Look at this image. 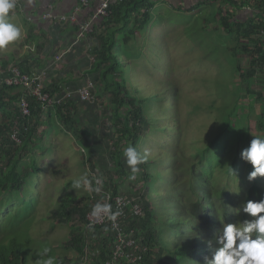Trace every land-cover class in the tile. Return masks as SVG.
<instances>
[{
	"label": "rangeland",
	"instance_id": "rangeland-1",
	"mask_svg": "<svg viewBox=\"0 0 264 264\" xmlns=\"http://www.w3.org/2000/svg\"><path fill=\"white\" fill-rule=\"evenodd\" d=\"M16 8L9 13L10 22L22 29L23 22L17 15ZM219 9L218 0L203 1L192 11L175 7L167 0H156L150 10V24L138 31L134 38H130V43L124 47L117 46L119 51L117 57L121 60L118 61L122 63L120 68L123 70L124 82L132 92L130 93L149 98L145 101L143 111L144 117L147 118V123L144 124L147 130L141 134L137 143L138 152L144 154L147 151V162L143 166L149 175L146 181L139 179L142 172L135 180L128 179L130 169L125 164L123 154L122 160L127 174L120 177L114 172L115 166L111 155L118 139L113 131L120 126H115L111 120L112 107L110 108L108 100L99 101L96 106L100 111L99 123L102 125L100 130L110 133L109 137L100 138L105 148L103 151L105 170L98 168L97 178L102 182L106 181L107 171L110 170L115 181L119 183V191L122 194L126 193L127 188L134 190L135 186L144 183L145 189L147 188L146 196L154 211L152 221L159 231V239L154 250H161L157 264L174 263L172 251L180 241L174 236L173 231L169 230L168 224L175 226L179 216L183 218L185 215L166 209L165 206L172 203L171 200L163 199L166 193H171L176 200H182L183 207L188 210L187 217L191 218L192 201L196 199V195L189 188L191 184L195 187L194 183L197 182L195 177H201L203 170L206 175L205 170L211 168V173L216 176L214 186L225 188L223 193L225 197L214 196L213 201L217 206H222L221 201L227 199L226 211L219 210L213 219L210 217L207 221L204 214L200 215L194 232H191L196 242L194 244L192 240H188L190 247L195 251L192 252L194 256H190L185 264H204V257L210 258L211 249L208 242L212 241L214 245L215 235L225 223L239 225L243 220L252 219L242 211L249 187L258 184L264 191V178L258 177L249 182L247 175L252 167L240 159L241 150L248 147L253 137L264 138L262 127L264 118L261 126L257 124L264 99L260 101L256 95L246 92L240 74L249 68L248 61L251 57L243 50L242 43L245 45L248 43L249 49H253L252 41L249 42L242 37L237 40L234 34L227 33L221 24ZM243 14L245 13L240 12L239 16ZM23 33L25 36L23 35L22 39L0 51V71H4L1 67L2 62L10 61L12 68H17L16 61L21 62L22 56L28 50L26 46L24 47L27 43V31L25 33L24 29ZM237 65L241 70L237 69ZM38 75L39 78L45 77L40 72ZM252 80L253 90L261 91L264 95L263 65H260ZM87 82L84 81V84ZM41 83L44 85L42 80ZM19 87L24 86H15L9 93L10 97L14 98L11 110H18L21 96ZM94 87L95 85L92 89ZM2 102L8 103L9 99L4 97ZM76 107L79 108L78 105ZM48 108L52 106L46 107L44 111ZM4 111L0 110V125L5 120ZM20 113L23 114L22 111ZM243 115L246 117L248 115V122L245 125L242 124L246 122ZM27 116H31V111L22 117ZM226 116L230 119V131L227 130L219 143L205 153L209 158L202 161L199 151L204 149L225 125ZM11 117L13 119L16 116ZM41 117L46 119V113ZM234 125L238 129V135L241 133V138L243 128L246 127L248 131L246 141L236 140L237 135L232 133ZM35 129L36 138L41 134L43 136L39 141L42 148L33 151L35 158L33 154L31 156L41 171L29 175L20 190L5 191L0 187V244H7L12 239L19 241L28 255V264H43L47 257H42L40 253L45 247L50 249L47 256L54 257V264H93L95 258H91L92 255L86 252L88 259H81L79 252L72 246L70 239L74 230L72 231L68 221L65 222L64 212L60 209V203L67 197L76 203L83 201L82 196L89 193L83 187L74 188L72 183L74 179L88 171L87 164L82 163L86 153L83 148L81 151L72 135L64 132L56 122L38 125ZM96 144L98 145V142ZM128 146L126 143L123 144V153ZM172 153L179 155L176 165L181 178H178L179 182L176 185L168 189L166 179L169 175ZM233 155L237 161H234ZM29 157L30 154L22 157L17 170L31 163ZM7 159L5 157L3 161L6 162ZM230 167L235 169L239 176L233 175L228 170ZM186 171L188 172L185 173ZM189 175L190 182L186 178ZM240 178H243V181H240ZM212 213L213 211L211 215ZM226 213L231 217L225 218ZM70 223L78 224V215H73ZM98 243L101 245V241Z\"/></svg>",
	"mask_w": 264,
	"mask_h": 264
},
{
	"label": "trees",
	"instance_id": "trees-1",
	"mask_svg": "<svg viewBox=\"0 0 264 264\" xmlns=\"http://www.w3.org/2000/svg\"><path fill=\"white\" fill-rule=\"evenodd\" d=\"M155 1L156 0L110 1L108 7L109 15L106 17H100L99 19H103L101 23L94 25L92 31L88 33L89 36L96 38L98 41L97 45L93 46L91 52L92 68L90 72L97 73L98 76L95 81H92L95 87L91 91L92 99L90 101L94 100V97L97 102L108 100L110 108L112 107L111 120L114 121L115 126H120L113 131L115 136L117 134L116 139H118V141L115 143L111 155L113 159L112 162L115 166L114 172L119 174L120 177L127 174L123 163L124 161L122 160L124 149L123 144L126 143L137 149V143L141 134L147 130L144 125L147 123V118L144 117L143 111L146 106L145 101H148L149 98L131 94V90L128 89L123 79V70L120 68L122 63H119L118 60L120 59L117 57V53L119 52L117 46L124 47L126 44L130 43V38H134L135 32L141 31L150 22V10L154 6ZM218 1L221 6L219 9V15L223 29L229 34H234L237 40L239 37H242L243 39L249 40V42L252 41L253 49H249L248 43L246 45L245 43H242L243 50L249 53L251 57L248 61L249 68L244 73L240 74L243 77L245 83L244 89L246 92L248 94L256 95L257 99L261 101L264 99V95L261 91L253 90L251 82H253L252 79L260 65L264 66V47L262 41L257 37L263 23L253 17H248L246 20L239 18L236 19L230 11H227L225 14L223 13V5L228 6L229 4L231 9H242L247 7L252 0H242L240 3L237 0ZM198 5H200V3ZM253 12H259L256 14L259 17L263 14L264 0H256V3L253 5ZM99 28L102 30L97 34V29ZM117 35L120 40L116 37ZM38 47L43 49L42 45H38ZM2 63L1 67L4 71H0V110H5V120L0 125V187H3V190L5 191L20 190L22 183H24L29 175L41 171V168H39L33 160L35 158L33 151L37 148H42V146L39 145V141H41L43 136L41 134L36 138L35 128H37L38 125L43 126L48 125V123L55 124V122L61 126L64 132L71 134L75 142L84 149L86 157L82 160V163L88 164L90 172H86L88 178L92 181L93 187H95L96 183L90 178L92 177L91 173L95 172L97 168L105 170L104 166H101V158L104 156L103 151L105 148L100 138L103 137L102 139H105L106 136H110V133H104V131H101L103 134L98 137V145H92V140H89V137L91 138V136L80 126L76 116L77 107L69 101L70 99H64L57 105L54 104L52 108H48V111L45 110L47 111L45 112V108L41 107L40 103L37 102V100L35 101V98L29 97L31 116L25 118L22 117L19 107L17 108L18 110H11L12 100L14 98L10 97L9 93L15 88V86H8L2 82V79L10 74V72L7 71L10 67V61ZM22 63L23 61L20 63L19 61H16L17 67L21 72L29 73V70L24 68ZM236 67L238 70H241V67L238 65ZM46 91L54 94L59 93L61 89L58 90L56 84L51 82L50 84H47ZM4 97L9 99L8 103L2 102ZM43 113H46V119L41 117ZM12 115L16 117L12 119ZM263 118L264 104L262 105L260 115L257 117V124L259 126L262 125L261 121ZM247 119L248 115L247 117L246 115H243V120H246V122H242L243 125L248 122ZM226 121L225 125L220 128L219 132L210 140L208 145L199 151L202 161L209 158L205 153L215 144L219 143L221 137H223V134L227 130L230 131V119L228 116H226ZM262 127H264V125H262ZM15 130L18 131L20 142H16L11 138V135ZM178 132L180 131L178 130ZM232 133L237 135L236 140L246 141L248 138L246 127L243 128V138L240 137L241 133L238 135V129L235 125ZM237 144L239 145V143ZM29 154L31 163L25 165L20 170H17L19 161L23 156ZM32 154L34 158L31 156ZM171 155L169 175L166 179L168 189H171L173 185H176L179 182L178 178L180 177L178 175L179 168L176 165L179 155H177V153H172ZM5 157L8 158L6 162L3 161ZM233 159L234 161L238 160L235 155H233ZM198 163H200V161H198ZM143 166H145V163L140 164L139 168L142 173L139 178L145 181L148 179L149 175L144 171ZM205 171H207L206 175L203 170L201 177L194 178L197 179V182L194 183L195 187L191 184L189 188L190 191L196 195V199L192 201L193 216L191 218L187 217L188 210L183 207L182 200H176L169 192L164 195L163 199L165 201H172V203H170L171 205L168 204L170 208H168L167 205L165 206L166 209L170 211L174 210L175 213L181 212L182 214H185L183 218L179 216V225L178 223L175 226L168 224L170 226V229L169 227L168 229L172 230L174 236H177L176 238L180 241L178 246L172 251L173 255H171V257L174 261L173 264H185L190 256H194L192 255V252H194L195 249L193 250V248L190 247V242L188 240H192L194 244L196 242L192 237L193 235L191 232H194L197 226L196 221L199 220V216L204 214V218L207 221L210 220V217L213 219V216H216L219 210L226 211L225 206L228 203L227 199L221 201L222 206H217L213 201L214 196L225 197L223 194L225 188H217L214 186V179H216V176L211 173V168ZM187 172L188 171L185 173ZM107 173L106 181L102 182V184L104 189L109 190L111 193V204L113 207L114 197L121 194V191H119V183H117L115 177H113V172L108 170ZM98 174L99 171L96 172V175ZM236 176L239 175L236 174ZM186 178L187 181L190 182V175ZM211 179H213V181ZM240 181H243V178H240ZM214 187L216 188L215 190H213ZM125 191L126 193H123V196L127 200L137 201L144 209L143 217L139 218L133 215H127L123 221H120V226L124 231L133 230L134 237L136 239L141 238L139 241L140 247L136 250L130 248L128 253L141 254V264H157L161 257V250H154L156 242L159 239V231L152 221L154 211L152 210L151 202L146 196L147 192L145 186L144 184L141 186L137 185L134 190L127 188ZM102 197L101 194H97L96 192H89L82 196V199H84L83 201H77L74 203L73 199L67 197L60 203V209L64 212L65 222L68 221L69 225H71L72 231L74 230L70 242L81 255V259L86 252H88L89 255H95L94 250L98 249V254H96L97 257H91L95 258L93 264H104L105 261L112 257L114 250V245L111 240L113 232L110 229H107L105 227L106 225L96 228L86 227L85 220L87 211L94 204L99 203V200ZM262 197H264L262 187L258 184H254L249 187L245 199L246 201H258ZM135 198H138V200ZM212 211L213 213L211 215ZM75 214L78 215L79 223L72 225L70 219ZM224 217L230 218L231 215L226 213ZM184 229H186L185 233ZM99 241H101V245L98 243ZM80 257L79 260H81ZM0 264H28V255L19 241L12 239L11 242H8L7 244H0Z\"/></svg>",
	"mask_w": 264,
	"mask_h": 264
},
{
	"label": "crops",
	"instance_id": "crops-1",
	"mask_svg": "<svg viewBox=\"0 0 264 264\" xmlns=\"http://www.w3.org/2000/svg\"><path fill=\"white\" fill-rule=\"evenodd\" d=\"M79 1L31 0L30 2V0H18L19 5L17 8L15 7L17 15L20 16V20L23 22L22 31L24 29L25 33L27 31V43L24 47L26 46L28 50L21 58L23 67L29 70V73L31 70H35L44 74L45 77L41 78L44 85L47 87V84L51 82L55 83L57 89H61L59 93L77 90L84 84V81L87 79L95 81L98 76L97 73L90 72L92 68L91 52L93 46L98 43L97 39L86 34L85 37L77 40L76 43L75 41L77 38L78 22L80 23L89 19L95 13V9L101 0H88L87 4L82 6V11L77 15L76 22H52L42 19L40 15L48 11L49 7L52 8V12L55 15L69 14L79 4ZM203 1L207 2L210 0H167L168 3H171L175 7H182L185 10L190 9V11L199 7L198 4L200 3L201 5ZM111 2H114V0H111ZM252 2L255 4L256 0H252ZM222 8L224 14L230 11L236 19L246 20L248 17H253L254 19L259 17L256 15L258 13H254L252 9L249 10L247 7L231 9L228 4V6L223 5ZM240 12L245 14L239 16ZM248 12L249 14H247ZM244 16L245 18H243ZM102 20L96 19L93 26L101 23ZM101 30V28L97 29V34ZM116 37L120 40L118 35ZM38 45H42L43 49L39 48ZM59 53L62 56L58 61H55L54 56ZM67 99H70L69 101L74 105H78L79 108L76 111L78 122L82 129H85L90 134L91 138L89 137V140H92V145L96 144L98 142L97 138L102 135V132L100 133L102 125L99 123L100 111L96 109L99 103L96 101V98L94 97L92 101L83 102L77 95H73L67 97ZM104 160L105 158L102 157L101 166H103ZM97 171L98 168L93 173L96 174ZM90 178L92 179V177Z\"/></svg>",
	"mask_w": 264,
	"mask_h": 264
},
{
	"label": "clouds",
	"instance_id": "clouds-1",
	"mask_svg": "<svg viewBox=\"0 0 264 264\" xmlns=\"http://www.w3.org/2000/svg\"><path fill=\"white\" fill-rule=\"evenodd\" d=\"M15 7L16 0H0V51L23 38L21 27L10 22L9 13ZM123 155L125 164L130 169L128 179L135 180L140 173L139 165L147 162V151L141 154L130 145L125 148ZM240 159L252 167L247 175L249 182L258 177L264 178V138L253 137L248 147L241 150ZM230 172L236 176L235 169L230 167ZM72 183L74 188L83 187L96 193H99L102 187V181L98 178L95 181L97 186L93 187L87 173L80 175ZM242 211L252 219L243 220L239 225L225 223L215 235L214 245L212 241L208 242L211 249L210 258L205 256L204 264H264V197L258 201H246ZM101 214L115 221L121 213L119 210L113 212L110 204L96 203L92 216L99 217ZM88 227L91 228L92 225ZM49 252L50 249L45 247L40 253L42 257H47L43 264H54V257L47 256Z\"/></svg>",
	"mask_w": 264,
	"mask_h": 264
},
{
	"label": "built area",
	"instance_id": "built-area-1",
	"mask_svg": "<svg viewBox=\"0 0 264 264\" xmlns=\"http://www.w3.org/2000/svg\"><path fill=\"white\" fill-rule=\"evenodd\" d=\"M111 0H101L98 7L95 9V13L87 20L78 23V31L76 35V41L85 37L86 34L90 33L93 29V23L98 17H106L109 15L108 7ZM239 3L242 0H237ZM88 0H80L73 10L69 14H60L55 15L52 12V8L49 7V10L42 13L40 16L44 20L52 22H66V21H77V15L82 11V6L86 5ZM253 2L247 6V9L253 10ZM18 6V0H16V7ZM259 13V12H258ZM257 20L263 23L260 28V36L262 39V45L264 47V15L258 17ZM62 54H56L54 60L58 61L61 58ZM7 71L10 72L8 77L2 79V82L9 86H18L23 85L24 87H19L21 89V96L19 97V109L23 112L22 116L29 114V97L38 98L37 102L40 103L41 107L46 108L48 106H53L54 104L60 103L63 101V97L58 96L57 94L50 95L46 91V87L41 83V78H39L38 72L36 73H23L17 67H9ZM93 84L88 81L86 84L82 85L77 89L80 97L82 99L91 98V90ZM66 95H70L68 92ZM18 131H13L11 138L16 142H20L18 138ZM110 195L107 194L103 199L102 203L109 204ZM115 207L112 210L113 212L119 210L120 215L115 221L109 220L105 215L101 214L99 217L92 216V210L86 215V226L92 225V227H101L106 225L107 229H110L113 232L112 242L114 245L113 255L110 259L104 262V264H141V254L128 253V250L138 249L140 246L139 241L141 238L136 239L134 237V231H124L120 226V221L127 215H133L135 217H143L144 209L141 207L140 203L133 200H127L125 197L117 196L114 199ZM94 254L91 257L97 256L98 249L94 250ZM85 259H88V255H84Z\"/></svg>",
	"mask_w": 264,
	"mask_h": 264
},
{
	"label": "bare ground",
	"instance_id": "bare-ground-1",
	"mask_svg": "<svg viewBox=\"0 0 264 264\" xmlns=\"http://www.w3.org/2000/svg\"><path fill=\"white\" fill-rule=\"evenodd\" d=\"M98 18H100V17H98ZM98 18H97V19H98ZM257 37L262 41L261 36H260V33L257 34ZM86 81H90V82L93 84V82H92L90 79H87ZM83 85H84V84H83ZM91 91H92V90H91ZM68 92L70 93L69 96L66 95ZM49 94H50V95L57 94L58 96L63 97V100H64V99H67V97H71V96H73V95H77L81 101H90V100L92 99V95H91V98H89V99H82V98L80 97L79 93L77 92V90H69V91H65L64 93H54V94L49 93ZM57 104H59V103H57ZM57 104H56V105H57ZM81 151H83V150H82V147H81ZM87 166H88V164H87ZM88 171H89V168H88ZM91 175H92V180L95 182L96 179H97V175H96L95 173H92ZM104 179H105V177H104ZM104 179H103V180H104ZM103 182H104V181H103ZM96 186H97V185H96ZM96 186H95V187H96ZM97 194H101V195L103 196V197L99 200V203H101V204H103V203H102V199H103L107 194L111 195L110 191H109V190H105L104 187L101 188V191H100L99 193H97ZM117 196H122V197H124L122 193L119 194V195H116L115 197H117ZM115 197H114V199H115ZM134 201H135V200H134ZM135 202H137V201H135ZM109 204L111 205V208H112V210H113L114 207H115V201L113 202V205H114V206L112 207V204H111V196H110V199H109ZM94 205H95V204H94ZM94 205H93V206L87 211L86 215H87V214L93 209ZM86 227H87V226H86ZM96 227H97V226H96ZM96 227H91V228H96ZM87 228H89V227H87Z\"/></svg>",
	"mask_w": 264,
	"mask_h": 264
}]
</instances>
